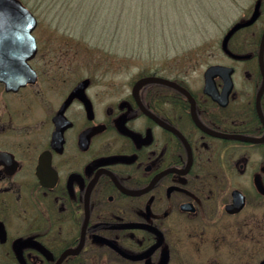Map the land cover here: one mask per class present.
<instances>
[{"label": "flooded vegetation", "instance_id": "obj_1", "mask_svg": "<svg viewBox=\"0 0 264 264\" xmlns=\"http://www.w3.org/2000/svg\"><path fill=\"white\" fill-rule=\"evenodd\" d=\"M251 2L196 79L141 74L122 95L107 75L49 73L36 24L28 80H0V264H264V0Z\"/></svg>", "mask_w": 264, "mask_h": 264}, {"label": "rangeland", "instance_id": "obj_2", "mask_svg": "<svg viewBox=\"0 0 264 264\" xmlns=\"http://www.w3.org/2000/svg\"><path fill=\"white\" fill-rule=\"evenodd\" d=\"M252 0H26L40 41L51 43L49 73L74 81L116 80L120 95L141 74L196 79L222 57L225 29ZM109 79V78H108Z\"/></svg>", "mask_w": 264, "mask_h": 264}, {"label": "water", "instance_id": "obj_3", "mask_svg": "<svg viewBox=\"0 0 264 264\" xmlns=\"http://www.w3.org/2000/svg\"><path fill=\"white\" fill-rule=\"evenodd\" d=\"M255 18V15L247 23L236 24L224 37L223 48L226 50V41L229 36L239 27L248 24ZM36 25V19L25 7L20 0H0V80L6 84V88H14L24 84L30 74V67L27 64L29 57L26 52L34 50L33 37L31 32ZM9 42H17V49L21 51L20 54L11 56L7 54L10 46ZM32 44V45H29ZM222 69L221 66H210L205 71V76L218 73ZM144 80H151L163 82L173 85L180 89L168 80L158 77L146 78ZM73 92L71 96L75 95Z\"/></svg>", "mask_w": 264, "mask_h": 264}, {"label": "trees", "instance_id": "obj_4", "mask_svg": "<svg viewBox=\"0 0 264 264\" xmlns=\"http://www.w3.org/2000/svg\"><path fill=\"white\" fill-rule=\"evenodd\" d=\"M21 1H22L23 3H25V4L27 3L26 0H21Z\"/></svg>", "mask_w": 264, "mask_h": 264}]
</instances>
